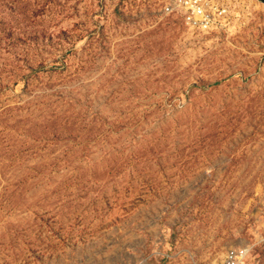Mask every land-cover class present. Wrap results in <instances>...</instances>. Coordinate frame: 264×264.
I'll list each match as a JSON object with an SVG mask.
<instances>
[{"label":"rangeland","instance_id":"obj_1","mask_svg":"<svg viewBox=\"0 0 264 264\" xmlns=\"http://www.w3.org/2000/svg\"><path fill=\"white\" fill-rule=\"evenodd\" d=\"M177 1L0 0V264H264V4Z\"/></svg>","mask_w":264,"mask_h":264},{"label":"built area","instance_id":"obj_2","mask_svg":"<svg viewBox=\"0 0 264 264\" xmlns=\"http://www.w3.org/2000/svg\"><path fill=\"white\" fill-rule=\"evenodd\" d=\"M176 8L184 17L185 24L194 32H208L219 26L227 10L221 0H178ZM172 9V8H171ZM169 9L168 11H172ZM249 251L232 252L227 264H242Z\"/></svg>","mask_w":264,"mask_h":264},{"label":"water","instance_id":"obj_3","mask_svg":"<svg viewBox=\"0 0 264 264\" xmlns=\"http://www.w3.org/2000/svg\"><path fill=\"white\" fill-rule=\"evenodd\" d=\"M256 1H258V2H260V3H262V4H264V0H256Z\"/></svg>","mask_w":264,"mask_h":264}]
</instances>
